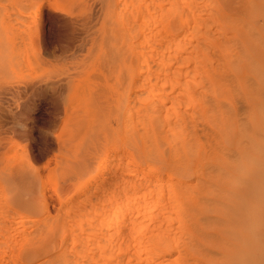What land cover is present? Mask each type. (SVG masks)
<instances>
[{
  "label": "rangeland",
  "instance_id": "1",
  "mask_svg": "<svg viewBox=\"0 0 264 264\" xmlns=\"http://www.w3.org/2000/svg\"><path fill=\"white\" fill-rule=\"evenodd\" d=\"M7 1H9V5L11 6H9L8 3H6V5L4 4V2H7ZM133 1H135L136 3L133 2L135 4H132L131 0H130V3L129 2L125 3L126 0L124 2L121 0H5L4 2L3 0L2 1L0 0L1 2L0 3V174L2 176H15L18 180L17 181L18 185L20 184V186L24 188V189H20V191H18L19 193L17 194L14 193L17 191L13 192V191L4 189L2 191V194H0L3 197L2 198L3 200L1 199V196H0V201L6 205L8 204L7 202L12 201V198H13L12 196L16 195L14 198H21L22 200H26V199L29 200V198H32L31 202H33L34 200L38 202L37 207H36L37 210L35 209L34 211H32L29 209V206L27 205L25 210L15 212V214L18 215L19 217L18 216L16 217V215L13 214L11 216H15V217H12V218H9L11 217L9 216V214L7 215V217L8 216L9 217L8 218L6 217V213L8 212V210L6 206H4V204L1 205L2 203L0 202V208L1 206L2 208H6L4 210L5 212L4 216L1 215V214H4V212L2 211L3 209H0V213H1L0 214V221H1L0 223V237H1L0 242H2L0 243V248H2V251L0 252L1 254L0 258L1 259L3 258L2 260L0 259V262H1L0 264H5V263L6 264H14V263L17 264V262L19 264H24V262L25 264H34V263L55 264L54 262H56V264H61L59 261H55V260H51L52 262L46 263L47 261H44L46 259V256L41 257V258L35 257L32 254V251H33L32 249L34 247H39V246L49 247V249H51L49 250V252L56 253L58 256H60L59 257L60 259L64 258V260H62V264H66V263L74 264L75 261L73 262V260H78L79 258L73 259V260L71 258L78 257V255L79 257H81L80 262L82 264L84 263L89 264V261L87 260V258L91 259V257H89L88 255L92 253L91 252L92 250L87 251L86 255L81 256L83 254L81 252H83V250L86 249V248L83 249L81 247H83V245L85 244H88L89 246L94 245V247H96L97 249L99 246H101L99 243H102V241L103 242L106 241L105 242L106 247H104L105 246V243H104V245L102 246L103 248H107V247L111 248L110 250L107 248V250H109V253H112L111 257H113L114 255L116 256H114V258L109 257L108 259L106 257L107 255H104V256L97 255L101 253V251L98 250L99 249L98 248L96 251L97 254L94 252L93 258L94 257L96 258V256L97 257L103 256L105 258L103 259L98 258L97 261H99V263H95V264H102L104 260L106 262L105 264L107 263L108 264H111V263L120 264V262H122V264L124 263L125 264L126 263L127 264H133V263L139 264L140 259H138V257L136 258V256L138 255V249L140 247L142 248L146 244V243L144 244V242H146L145 238L148 237L150 233L152 234L153 232H156L154 229H152V225L155 226V223L159 225L158 220H160L162 217L160 216V214H159V217H156V216L150 217L148 215V213L152 215L154 207L152 208V212L148 210V211H145L147 212V214L146 213L142 214L141 213L142 209L139 210V208L143 207L144 209V206H141L140 204L137 203V201L134 200V203L135 202L136 203L135 204L133 203V205H131L132 207L131 206L130 207L132 208V211H137V212L141 211L140 212L141 215L138 213L140 216L138 215L137 217H135L136 219L132 218L134 217L135 214L137 215V213L131 211L132 213L129 212L130 214L128 216L132 219L133 222H134L133 219H135L136 224L137 222L143 220V222L141 221L142 225H141V222L138 223V225H136L134 222L135 224L134 225L132 224L133 222L131 221V219L129 220L128 216L126 220H123V219L121 220V218H123L122 217L123 216V213H122L123 204L121 200L119 199H116L113 201L110 200L109 202L111 203H109L107 202L108 201L107 197H105V199L102 200L103 203L100 201V203L98 202L97 204L96 202L94 205L96 207L97 205L100 204L99 205L100 207L99 206L96 207L97 209L99 207L97 211H99L100 209L104 210V211H100V213L95 211L101 216H99L97 213H93L95 208L94 209L91 208L92 210H90V213L87 214L86 216L88 217V215H90L92 211L93 215L92 214L91 215L93 216V218H96L93 222L97 221V225L96 224L94 225L93 222H89L90 224H87L88 219L93 220L92 217L91 218L88 217V219L85 218L87 221L86 223L82 224V226L84 227V229L82 230H84L85 232L86 230L85 227L86 228L88 227L87 231H90V233L86 232L87 233L86 234L82 232L81 230V233L77 232L78 233V236H77L76 231L71 232V233H76V237H75L70 232H68L69 226H65L63 224V222L66 223L67 225L70 224V222H68L70 220H67V219H69L68 216L70 217V214L72 212H73L72 214H75V213L79 214L81 210L83 209L82 207H85L83 209L84 211L86 209L89 210L90 207L88 206V203L86 204V202H84V204L83 203L81 204L80 196L78 195H80L82 186L84 182L88 179V177L95 174V171H96L95 168H96L98 161L101 158H103L107 154V152L108 153L112 151L118 152L121 155V157H124L123 160L120 159L122 163H125L126 161H129V160L133 161V153L132 154H129V153L133 152L132 150H134V148L136 150L137 147H140L139 138L136 137L138 139L137 140L134 136V130L137 128L134 117H136L135 113L137 112L136 109L139 105L138 102L142 101V104L144 105L146 101L147 103H150L151 101L154 102L156 98V100H158L159 103H165V102H162L160 99L162 97V100H163L164 93H162L163 95H161V93L160 95L158 94H159V91L161 92L163 89H165L166 91L169 90V88L166 86L167 85L166 82L168 83L167 79L169 78V74H170L169 68L171 67L170 65L172 64L168 59V54H170L172 49L169 50V48L168 47L166 48L165 47L166 45L163 43L167 42L168 41L167 39H169L168 37H170L171 34H175L176 32H178V30L181 33L183 26L182 24L177 23L175 20H172L171 13H168L171 11L170 9L171 3L169 2L171 0H133ZM227 1L228 2L225 3L226 1L220 2L219 0L220 3L226 4L225 5L226 8L225 6L221 7V9L219 8L220 10L215 8L217 7L215 6V4L220 5V3H217V2L214 4L213 7L217 9V10L214 9L215 11L217 12L221 11L220 14L222 17L227 16L228 19L230 18L229 20L232 21L230 26L232 28L230 29V26L229 27L227 26L229 24L227 23H226L227 25L224 24L225 22H227L226 21L227 19L225 20L224 23H221L223 18L220 21V23L218 22L219 25L222 24L221 27H219V25H217V27L219 29H222V26L224 27L227 26L228 28L226 27V30H228L229 32V29H230V32H229L230 35H231V31L234 32L232 33L234 34L232 35L233 39L237 40L236 42L238 44L240 43V45L242 43L241 45L242 48L245 49L246 47V49H249L248 47L251 48L252 42L249 41V39H245L247 38L246 36L247 25H246V29L245 28L243 29V27H241L240 24L242 23L244 24V22H241V21H245L247 24L248 23L251 24L254 30H258V31H260L262 26H264V20L261 19L262 17L260 15L252 16L251 12H249L247 9L248 8L247 6L251 4L250 1L255 2V0H250V1L249 0H246V1L245 0H242V1L231 0L230 2L229 0ZM121 2H123L124 4H127L128 6L126 7V5H121L122 4ZM241 2L242 3L245 2L243 6H241V8L244 7L245 9L244 10L242 8L243 9L242 12H244L243 15L241 14L242 13L240 11L241 9L239 10L240 5L242 4ZM220 6H223V5L221 4ZM223 8L225 10L224 12H223ZM118 9L121 10V14L117 12L119 11ZM182 10H183V7H182ZM182 10L181 8L179 9L178 7L179 12L186 11V10H183V11ZM206 11L208 10L206 9ZM206 11L204 12L206 13ZM227 11L228 13H226ZM234 11H237L238 13ZM204 12L202 11V13ZM244 14L246 15V17ZM234 18L236 19L234 20ZM237 18L240 20V23ZM257 18L259 22H256ZM259 18L262 21H260ZM248 19L250 20L256 19V20L255 21L253 20L254 22L253 23V22H250ZM230 21H228V23H230ZM209 23L210 22L207 21V25H210ZM218 23L217 21H215V25ZM183 25H185V23H183ZM212 25H210L211 28L214 26ZM207 27L210 28L209 26ZM217 27H213L212 28L213 31H215L216 29L214 28H217ZM211 28H210V32L212 31ZM167 30H169V34ZM188 30L189 31L187 32H190L191 29L189 28ZM226 30L224 31V29H222V31L224 32H226ZM222 31L220 30L219 32L222 33ZM219 32L217 33L213 32L212 34L215 37L216 35L220 37L221 35H219ZM244 33L246 37L244 36ZM142 34L143 35L145 34L144 37L147 35L148 36L150 35L149 39H146L145 37L146 39L145 40ZM166 35L168 36L165 37ZM213 35H212V39H213ZM226 35L228 34L224 33L222 36L227 37ZM192 37H190V39L194 41ZM165 38L167 41H165ZM192 40L191 41L188 40V41L190 43H193ZM216 40H218V38ZM216 40L214 43L217 45L218 42H216ZM220 40L221 39L219 38L218 41ZM207 41L208 40H206V42ZM246 41L251 42V43L248 44ZM189 42H188V45H186L187 47L186 50H189L191 47ZM209 42H211V40L208 41L207 43ZM212 44H213V41H212ZM208 45H209L208 50L209 51L211 50L212 52L213 49L211 47L213 45L211 47H210L211 43H209ZM213 47L216 48L215 46ZM165 49H168V51H166ZM158 51L163 52V53H160ZM211 52L210 54H212ZM263 54L264 53H262V55ZM253 55L256 56L255 58H257V56L259 55L260 57L262 56L261 53H256V52H254ZM18 56L20 57L18 58ZM23 57L25 58L28 57L29 59L26 58V60L22 62ZM162 58L163 60H161ZM140 62H143V64L145 63L146 68L144 70V73L140 72L139 67L141 65L138 64ZM27 66L29 67L30 71L27 70L28 69L26 68ZM38 70L40 71L36 72ZM127 70L131 72L133 77L136 79L137 83L140 82L138 85L136 84L137 86H139L141 82H143L141 85L142 89L139 90L141 95L139 94V92L137 95V90L140 88L138 87V89L136 88L137 90L134 89L135 90L134 96H138V97L142 96V98H146L147 96L145 94V91H146V93L149 92L148 98L149 96L150 98L149 99L147 98L148 100L147 99L139 100L140 98L132 99V101L129 102L130 112L125 115L123 111H124V105L126 102L121 104L117 110L110 111L109 105L112 103V100L116 101L117 98L124 97L126 95L127 93L126 91L125 92L123 91L121 94H118L115 88L117 85V81L119 79H122V77L126 75V73L128 72ZM33 72H36V73H33ZM234 73H237V71H234ZM156 84L160 86H157ZM155 85L158 89L155 87ZM132 86L133 85H131V87ZM144 87L146 90L143 89ZM161 87L163 89H160ZM152 89H155V90L157 89L158 91L156 90V92L155 91L152 92L153 91ZM143 90L145 91L142 92ZM215 92L212 93L211 98L213 99L214 104L216 103L215 104L216 109H217L216 119L218 122L216 121V119L214 120V122L216 121L217 125L216 123L213 122V120L212 121L210 120V121L214 123L213 126L215 125V127L218 130L214 129L215 127L212 128L210 126L212 123L210 122L209 124L207 119L202 120L205 123L204 122L202 123V121H200L198 122V124L196 122L198 121V119L197 120L194 119V120L197 126L201 125L200 128H203V130H204V127H202V125H205L206 128H208V130L212 132V133L210 132L211 135L214 134L215 138L213 139L218 138L216 139L217 143L213 139L212 141L214 142V144L212 143V141L210 140L211 139L210 138L211 136L209 135L210 133H208L207 134L208 136H207L205 131L208 132V130H206L205 128V131L202 132V133H205L206 136L202 135L205 138H203L202 140L195 139L194 140L195 150L194 149L192 150L191 152L192 154L190 153L188 154L190 159L189 157L187 158H188V161L191 160L189 162L190 164H188V162L186 161L187 164L185 165V167L181 168L179 171H172L171 168L169 169L168 166H166V161H168V159L170 160V158H168L169 156H167V154H163L162 151H160L162 150V148L160 147L161 148V149L159 148L160 154L155 153V156L156 158L158 157V159L159 158L161 159V160L159 159L160 162H164L163 165H161L162 163L155 161L157 163L154 162V164L152 165V170L148 171L146 174V177L150 179V181H152L153 179L152 182H155L156 180H157L156 182H159V180L161 182L163 180L172 181V186H171L172 188L170 187L171 192L168 193V191H170V188H167L165 185L163 188L164 189L166 188L169 190L168 191L164 190V192L162 191V194H161V196L163 195L162 197L160 196L161 192L159 193L157 192V193H154V195H151L152 197L155 198V200L149 195L151 197L150 198L148 196L150 200L156 201L158 200L156 198H160V197L163 198L164 196H166L165 198L161 199L165 201L167 198L166 194L169 195L171 193V195H173L174 198L178 200L177 202L182 205L181 209L184 212V214H187L189 218L191 217V219H189L188 222L183 221V227H184L183 231L186 230L187 233L183 231L180 233L182 236L187 235L188 238L186 236L183 238L182 236H179L178 234L179 232L177 234L175 232L176 238L175 237L174 238L175 240H177V242H174V243L176 247L173 246L174 243L172 244L173 240H171L172 241L171 244L166 249L165 258L167 259L170 258L168 261V262L171 261L170 264H175V263L176 264H182V263L183 264H192V263L193 264L195 263L196 264H264V120H263L264 118L261 119L262 115L259 113H256L257 104H258L256 98L251 97V96L248 97L246 95L247 90L244 89L243 91L245 95L244 100H245V105L249 109L250 116L249 115L248 116L250 120L248 123L249 135L247 138L242 140L244 144L246 141H248L249 143L244 145L245 149L242 146L243 148L242 152H243V155L249 156L247 157V161L249 159V161L251 162L246 161L242 168L243 173H240V174L234 173L232 177L233 179H231L230 182L225 181V179L221 180V178L220 179L217 178V173H220V172L219 170H217L218 172L215 173L213 168L215 167L220 168L221 173L224 171H227V169L230 170V168L228 167H230L229 165L231 164L229 162V159L226 156L229 154V151L230 152L232 151L233 140L235 139V137L237 139V137L239 136L238 134L239 127L237 126L236 123L234 124L235 119H228L227 116L223 114L225 107L233 108L234 106V108H236L237 101H235L232 97V90L230 88H227V87L225 88L224 86H222L216 89ZM245 97L246 98L248 97V99H250L251 102H249L250 100L247 101ZM251 98H254L255 100ZM165 99L164 101H166ZM143 101L145 102L143 103ZM196 103H198V107L199 105L202 106L201 104L202 102H196ZM247 103L250 105H248ZM252 103L253 105L254 104L255 105L254 106L251 105ZM218 104H220L219 105L220 109H219ZM221 104L224 105V109L222 113L220 112ZM166 106H168V103H166ZM183 107L181 106V109H184ZM253 108L255 109L256 112H254ZM162 111L164 110L162 109ZM255 113L258 114V116L260 117L259 120L261 124L257 120L258 116L256 117L257 119L255 118V115H254ZM171 120L173 123L174 118L172 117ZM189 121H192V119L189 118ZM194 123L192 122V124ZM101 124H102V127H100ZM188 125L190 127L194 126V129L195 127H197L195 126V124L192 126L190 124ZM200 128L198 126L197 130L199 131ZM234 134L235 136L233 138L232 135ZM128 137H130V140L128 139ZM208 137L210 141L207 140ZM203 140H207L210 143L209 145L212 148H210L211 151L209 152H212L211 154H209L208 151L203 150V149L207 150L206 146H208V145H204L205 148L203 147V144L205 143L208 144V142H205ZM161 144H163L164 148H167V143L164 139L161 141ZM217 144L222 145L223 147H226L227 152L224 153L226 154V156L224 155L225 157L222 156V152H219V153L213 152L214 151L213 146L215 147ZM254 145H256L257 147ZM129 146H133V147H130L131 149L132 148L133 149L131 150ZM201 150L203 151V155H202ZM246 150H247V153H250V155L245 154ZM161 155L163 156V158H161L162 157ZM214 156H216V158H214ZM199 157L200 158L204 157L203 159L201 158L202 162L204 161V163H200L199 164L200 166L197 168L198 170L200 167H202L201 168V170H203L202 173H200L201 170L200 171L198 170V172L200 173L202 177L200 175H196L197 172H195V168H194L196 165H198L197 162H199L200 160ZM126 158H128V160L124 161ZM211 158L214 159L215 161L212 160L211 162L210 161ZM205 160H208V161L205 162ZM209 161L211 162L210 163L211 165L215 166V167L212 166L213 172L211 169H209L210 171L208 170V173L210 174L206 173V171L204 172V170L206 169L204 168V166L206 164H209ZM117 165L118 164H116V166ZM165 167H167V169ZM186 168L188 169V171ZM247 170L248 172H246ZM192 171H194L195 173H192ZM249 174H250V177H249ZM210 175H212L213 177ZM198 176H200V178H198V181H200L199 183L200 185L199 184L197 185L198 181L196 177ZM248 177H249V180L247 179ZM175 178L177 179L180 178V180H176ZM223 181H225V183ZM246 181L249 184L242 183ZM175 182H177V184ZM194 182L196 183L197 187L200 186L197 189L198 190L197 194H199L198 196H196L197 187L195 186L196 188L194 189L193 184H192ZM28 183H31L34 186V189H33L34 192L32 195L28 194V189H27ZM215 183L217 184V186H215ZM229 183L234 186L229 185ZM183 184L184 185L186 184L185 187H187V189L189 188V186L192 187L194 192H191L192 194H190L191 188L188 189L190 190L189 192L187 191V189H186L187 192H185V189L183 188L184 186H182ZM222 184L224 185V187H221L223 186ZM226 184L228 185L229 189H231L232 192L227 187L225 188V186H227ZM218 185L220 187H218ZM247 185L248 187H246ZM117 186L118 188H120L119 187L120 184ZM117 186H115V188ZM211 186L212 187L214 186L213 189L211 188ZM242 186H244L243 187L244 189H242ZM231 187L235 189L232 190ZM115 188L113 187V190H115ZM224 189L226 191H224ZM237 189L240 191L243 190V192L240 193V191H236ZM113 190L110 191L109 189V193L114 192ZM204 191L206 192V194ZM233 193L238 194V195H234ZM155 194H158V196L156 195L155 197ZM195 196L196 198H198L197 200L195 199ZM76 197L79 199H77ZM141 198L142 197H140V199ZM201 198L206 200L210 206L208 205L207 202L202 201ZM207 198L209 199V201ZM71 199L77 200V203H78L77 204L75 202L73 204L74 206L73 209H76L78 205H81V207L79 206L77 208L79 209V211L77 210L74 211L73 209L69 207L70 206L69 203ZM104 200L107 203L104 202ZM117 200L119 201L117 202ZM147 200L148 199L146 198V201ZM223 201H225L224 202L225 205L226 204L228 205V209H232L235 211L233 213L227 211L224 208L225 206L224 207L221 206V205H224ZM65 203L67 205H65ZM231 203L233 204L231 205ZM115 204H118V206ZM136 204L139 207L134 206ZM211 204H213V206ZM62 205L64 207H62ZM229 206H232V207L230 208ZM104 207L106 209L109 208V210L105 211ZM135 207L137 208V210H134L136 209ZM221 207L223 208L222 211H221ZM235 207L237 208L235 209ZM63 208H66L67 210ZM67 211L69 212L72 211V212L69 214ZM129 211H130V208H129ZM63 212L68 213V215L65 213H64L65 216L62 215ZM190 213H191V216H189ZM22 214L25 217H23ZM80 214L83 215L85 213L83 212ZM147 215L150 217L151 221L152 219L157 220V221H153V222L148 221L150 219H146V217H148ZM57 216H59L57 218L58 220L56 219ZM84 216H80V217L83 218ZM141 216L143 217L141 218ZM5 217L8 220H11L10 221V224L12 223L11 225L6 224L8 220ZM64 217H67V218L64 219ZM22 218L24 220H22ZM110 218H112V222L115 221V223L114 222L111 223ZM118 218H119V221H118ZM172 218H173L172 219L173 228H175V225H177L178 220L176 219L175 214H172ZM174 218L176 219L175 221H174ZM209 218H211L212 220ZM4 219L7 221H4ZM45 219L47 222L45 221ZM107 219H109L107 221V225L108 226L110 225V226L107 227L106 225L107 229H104L105 225L103 227L102 224H105V221ZM30 220H34V221L38 220L37 222H35L36 224L32 223V225L34 224L37 226L35 227V228H38L37 232H35L36 229H33L34 226L30 228V224H29V222L31 223ZM101 220L104 223H101L100 222ZM161 220H160L161 225L162 223L164 225L166 224L168 225L169 223L168 220L167 221L164 220V222L166 223L162 222L163 220L162 221ZM127 221L128 223L131 221V223L128 224L126 223ZM146 221L150 225L149 224L146 225ZM81 222L83 221L81 220ZM92 223L95 226L94 230L95 232H97L96 234L92 232L93 231V227L91 229ZM123 223H125L126 225L128 224V226H126ZM27 224L29 226H27ZM38 224L40 225V227L38 226ZM114 224H116V226H118L119 228H117ZM121 225L124 228L126 226L125 228L126 231L123 230V227L122 228L120 227ZM193 225H195V227H193ZM41 226H44V227H41ZM97 226H99V229ZM101 226H102V230L100 229ZM144 226L147 227V229ZM132 227H133V230L136 229L138 233H136L135 230L133 231ZM191 227L193 228V230H191ZM28 228L33 229V230L32 231L27 230ZM23 229L24 230L26 229L25 231L29 233L33 232L31 234H35L34 238L30 236L33 242L28 237L29 233L27 235L23 233L24 232ZM139 229L140 231H138ZM38 230H40L41 232ZM188 231L192 233L195 231L196 232L192 234ZM91 232L93 234H91ZM147 232H150V233L147 234ZM22 233L24 236H26L27 239L23 238L24 236L22 235ZM64 233L68 235H65ZM200 233H204L206 236ZM131 234L133 237L131 236ZM79 236H81L82 238L84 237L85 238L84 240H86L87 242H85L84 240H81L82 239L81 237L78 240ZM72 237H75L76 239V240L73 239L74 241L72 240V242L77 243V245L72 244L73 246H71L70 240L72 239ZM86 237L88 238V240L86 239ZM106 237H107V240H106ZM181 237L183 239V241L181 240L182 244L185 243V245L183 244L184 246L183 245L181 246L180 244L181 241L180 242L178 241L179 240L178 238H181ZM126 238H128L129 240ZM141 238L143 239L141 240ZM22 239L24 240V242H21ZM186 239H188L187 240L188 243H186L187 242ZM38 241H42L43 244L40 242L38 243ZM79 241L81 243L84 242V244L82 243L83 244L82 245L81 243H79ZM15 242H16V245H15ZM95 242L98 245H96ZM178 243L180 246L178 245ZM6 245H9L8 247L11 246L10 247L11 249L13 246L16 247V248L13 247L14 249L13 251L15 253H12L13 251L7 252L9 248L5 252V250L3 249H6L4 248V247H7ZM186 245H190L188 246L189 247L188 249L190 252H187L188 249H186L187 247ZM75 246L82 249V251H80L79 248L75 249L76 252L77 250H79L81 254H79V252H77V255L74 254L76 253V252H73V249ZM131 246L133 247V249ZM70 247L71 248L73 247V249H71L73 253L70 250L69 254H71V256L68 255L70 257H67L69 250L67 249V254L64 251H66L65 250L66 248H70ZM86 247L87 249H89L88 246ZM120 247L123 251H120L121 250ZM183 247L185 248V250ZM191 247L194 249V251L193 249H191ZM96 249H94L93 251H95ZM182 249H183L182 252H187V253H182V254L184 255L186 254L190 258L185 257V256L181 257L180 252ZM105 250H104V254H109L107 250L106 251ZM60 251L61 253H65V254L63 255L61 253H58ZM89 252L90 254H88ZM10 253L12 256L10 255ZM85 253L86 252H84V254ZM134 253L136 256H134ZM143 253L144 252H142V254ZM177 254L179 255L180 260L176 259L178 258ZM145 255L146 254L144 253L143 256L145 257ZM6 257L8 258V260H11V261L7 263L8 260H5L7 259ZM10 257H13V258H10ZM69 258L72 263L67 262ZM126 258L129 259L128 262H126L127 261ZM134 258H135V261H134ZM146 258L150 259L149 257H146ZM99 259H101L102 262H100ZM148 259L146 260V262L144 260H141L142 263L140 264H147V262L148 264L156 263V261L152 260L153 262H150L151 260L149 261ZM42 260L44 262H42ZM106 260H108L109 262H107ZM189 260L193 262L191 263ZM180 261L182 262L179 263ZM81 263L78 262L77 264H81Z\"/></svg>",
  "mask_w": 264,
  "mask_h": 264
},
{
  "label": "bare ground",
  "instance_id": "2",
  "mask_svg": "<svg viewBox=\"0 0 264 264\" xmlns=\"http://www.w3.org/2000/svg\"><path fill=\"white\" fill-rule=\"evenodd\" d=\"M2 1V0H1ZM5 0H3V2H4ZM121 1H125V0H121ZM132 1V4H135L136 2L135 1H133V0H131ZM223 2H225V3H227L228 1L227 0H222ZM221 0H220V2H222ZM231 0H229V2H230ZM240 1H242V0H240ZM246 1V0H245ZM250 1V0H249ZM14 2V1H13ZM63 2V1H62ZM120 2V1H119ZM123 2H121L122 4L121 5H126V7L128 6L127 4H124ZM130 3V0H126V2L125 3ZM133 2H135V3H133ZM166 2V1H165ZM170 3H171V6H170V9H171V11L170 12H168V13H171V18H172V20H175L177 23H180V24H182V26H183V28H182V31H181V33L179 32V30H178V32H176L175 34H171V36L170 37H168L169 39H167L166 40V38H165V41H167V42H165V43H163V44H165L164 46L167 48H169V50L170 49H172V51L170 52V54H168V59H169V61L171 62V64L172 65H170L171 67L169 68V78L167 79V81H168V83L166 82V86L169 88V90H165V89H163L162 87L160 88V89H163L161 92L159 91V94L158 95H160V93H161V95H163L162 93H164V97H163V100H162V97L160 98L161 99V101L162 102H165V103H159V101L158 100H156V98H155V100H154V102H152L151 101V99H150V103H147V101H146V103H144L145 101H143V103H144V105L142 104V101L141 102H138L139 103V105H138V107H137V112L135 113L136 114V117H134L135 118V123H136V125H137V128L134 130V136H135V138L137 137V138H139V141H140V143H139V146L140 147H137L136 148V150H135V148H134V150H132L130 147H133V146H129V148L133 151V152H128L129 154H132L133 153V161H126V160H128V158H126L124 161H126L125 163H122V161L120 160V159H122L123 160V158L124 157H121V155L118 153V152H116V151H112V152H110V153H108L107 152V154L103 157V158H101L99 161H98V163H97V165H96V171H95V174L94 175H92V176H90V177H88V179L84 182V184H83V186H82V189H81V193H80V195H78V196H80V200H78V201H80V203L82 204H84V202H86V204L88 203V206L90 207L89 208V210L88 209H86L87 211H89V212H87L86 210L84 211L83 209L85 208V207H82L83 209V211L81 210V212L80 213H85V214H80L79 212V214H76V216H75V214H72L73 212L72 211H67L69 214H70V217L68 216V218L69 219H67V220H70V221H68V222H70V224L69 225H67L66 223H64L63 222V224L65 225V226H69L68 228V232H75L76 231V233L78 232V233H81V230L82 229H84V227L82 226V224L83 223H86V219H88V217H92L93 218V214H92V211H91V216L90 215H88V217H86L87 216V214H89L90 213V210H92V209H94V212L93 213H100V211H104V210H99V211H97L98 209H99V205H97V206H99L98 207V209L94 206L95 205V203L97 202V204H98V202L100 203V201L102 202V200L103 199H105V197H107V202H109L110 200H116V199H119V200H121V202H122V204H123V206H122V208L124 209H122V213H123V218H121V220L123 219V220H126L127 219V216L130 214L129 212H131L132 211V206L131 205H133V203H134V200L135 201H137V203L138 204H140L141 206H144V209H143V207L142 208H139V210H141L142 209V212L141 211H132V212H136L137 213V215L135 214L134 215V217H132V218H135V217H137L139 214L141 215V213L143 214V213H146L147 214V212H145V211H148V210H150V212H152V208L154 209L153 210V213H152V215L150 214V213H148V215L150 216V217H153V216H156V217H159V214H160V216L162 217H160L161 219V221L162 222H164V220H168L169 221V223H168V225L166 224V225H164L163 223H162V225H161V223H160V220H158V223H159V225H157L156 223H155V226L154 225H152V229H154L156 232H153L152 234L150 233V232H147V234L148 233H150L149 235H148V237H146L145 239H146V242H144V246L141 248H139L138 249V255L136 256L135 255V253H134V256H136V258L138 257V259H140V263H142L141 262V260H144L145 262H146V260L148 259V258H146V257H149L150 259H148L150 262H153L152 260H154V261H156V263H154V264H170V262H168L169 261V259H167V258H165V254H166V249H167V247L171 244V240H173V242H172V244L174 243V242H177V240H175V235L178 233L179 234V236H182L180 233L183 231V229H184V227H183V221L184 222H188L189 221V219H191V217L189 218L188 216H187V214H184V212L182 211V209H181V204H179L177 201V199H175L174 198V196L173 195H171V193L168 195V194H166L167 195V198H166V200L165 201H163V200H161V199H163V198H165L166 196H164L163 198H161L162 196H161V194H162V191L164 192V190H166V191H168L169 189H164L163 187L166 185V187L167 188H170L171 186H172V181H170V180H167V181H160L159 180V182H152L153 181V179H152V181H150V179H148L147 177H146V174H147V172L148 171H150V170H152V165L154 164V162L155 161H158V162H160L159 161V159H158V157L156 158V156H155V153L157 154V153H159V148L161 147L162 148V150H160V151H162V153L163 154H167V156H169L168 158H170V160L168 159V161H166V166H168V168L170 169H172V171H179L181 168H184L185 167V165L187 164V162H188V164H190L189 162L191 161H188V158L187 157H189V153L190 154H192L191 152H192V150L194 149V147H195V144H194V140L195 139H198V140H202L203 138H205V137H203V136H206L208 133H210L211 131L210 130H208V128H206V126L205 125H202V127H204V130H203V128H200V126L201 125H198L199 126V128H200V130L198 131L197 130V128H198V126H197V124H198V122H200V121H202V120H206L207 119V121H208V123L210 124V122L213 120V122H214V120L216 119V114H217V109H216V106H215V104H214V102H213V99L211 98V95H212V93H214L215 92V90L216 89H218V88H220V87H222V86H224L225 88L227 87V88H230L231 90H232V97H233V99L235 100V101H237L236 102V108H234V106H233V108H226L225 107V109H224V105L223 104H221V113H222V111H223V109H224V112H223V114H225L226 116H227V118L228 119H235L234 120V124L236 123L237 124V126L239 127V136L237 137V139H236V137H235V139L233 140V142H232V151L230 152L229 151V154L226 156V154H224V153H226L227 152V149H226V147H223L222 145H219V144H217L215 147L213 146V152H222V156H226L228 159H229V162H230V164L231 165H229L230 167H228V168H230V170H228L227 168V171H224V172H222L221 173V169L220 168H216L214 165H211L210 163L212 162V160H214V159H212L211 158V162L209 161V164H206L205 166H204V168H206L205 170H204V172L206 171V173H208V170L209 169H211L212 170V172H213V169H214V172L215 173H217L218 171L217 170H219V172L220 173H217V178H221V180H223V179H225V181H228V182H230L231 181V179H233L232 177H233V175H234V173H236V174H240V173H243V170H242V168H243V166H244V164H245V162L247 161V157H249L248 155L246 156V155H243V152H242V150H243V148H242V146L244 147V145L245 144H247V143H249L248 141H246L245 142V144L242 142V140H244L245 138H247L248 137V135H249V127H248V123H249V109H248V107L245 105V100H244V89H246L247 90V93H246V95L248 96V97H254V98H256V100H257V112L255 111V109L253 108V110H254V112H256V113H259V114H261L262 115V118L261 119H263L264 118V54L262 55V53H264V26H262L261 27V29H260V31H258V30H254V28H253V26L251 25V24H247L245 21H241V22H244V24L242 23V24H240L241 25V27H243V29L245 28L246 29V25H247V30H246V36H247V38H245V39H249V41H251L252 42V45H251V48L250 47H248L249 49H246V47H245V49L244 48H242V43H241V45H240V43L238 44L236 41L237 40H234L233 39V37H232V35H234V34H232V33H234L233 31H231V35H230V29L232 28L230 25H231V23H232V21H230L228 18H227V16H225V15H223V16H225V17H222L221 16V14H220V12L221 11H215V10H217V9H221V7H224L226 4H223V3H220L219 2V0H171V1H169ZM220 3V5L222 4L223 6H220V5H218V4H215V3ZM248 2V1H247ZM253 1H250V3L251 4H249L247 7V9H248V11L249 12H251V14H252V16H254V15H260L262 18V20H264V0H255V2H253ZM1 3V2H0ZM6 3H8V5H9V1H7V2H4V4L6 5ZM160 3V2H159ZM242 3V2H241ZM240 3V4H241ZM245 3V2H244ZM244 3H242L241 5H240V8H239V10L242 12V10L244 9V7H242L241 8V6H243V4ZM3 4V5H4ZM169 4V3H168ZM214 4H215V6H217V7H215V8H217V9H215L213 6H214ZM18 5V4H17ZM120 5V6H121ZM140 5V4H139ZM158 5V4H157ZM230 5V4H229ZM9 6H11V5H9ZM13 6V5H12ZM153 6V5H152ZM220 6V7H219ZM122 7H124V6H122ZM122 7H121V9H122ZM133 7V6H132ZM144 7V6H143ZM151 7V6H150ZM169 7V6H168ZM178 7H179V9L181 8V10H182V7H183V10H186L185 12H179L178 11ZM246 7V6H245ZM141 8V7H140ZM153 8V7H152ZM225 8H226V6H225ZM238 8V7H237ZM5 9V8H4ZM144 9V8H143ZM206 9L208 10V11H206ZM215 9V10H214ZM219 9V10H220ZM229 9V8H228ZM228 9H226V10H228ZM235 9V8H234ZM233 9V10H234ZM119 10V9H118ZM182 10V11H183ZM230 10V9H229ZM232 10V9H231ZM238 10V9H237ZM245 10V9H244ZM22 11V10H21ZM123 11H124V9H123ZM123 11H122V13H123ZM129 11V10H128ZM142 11V10H141ZM202 11L204 12V11H206V13H205V15H204V13H202ZM215 11V12H214ZM225 10H224V8H223V12H224ZM17 12V11H16ZM15 12V13H16ZM117 12H119V14H121V10H119V11H117ZM234 12H237V11H234ZM240 12V13H241ZM8 13H10V12H8ZM129 13V12H128ZM183 13V14H182ZM226 13H228V11L226 12ZM238 13V12H237ZM243 13L244 12H242L241 14L243 15ZM18 14V13H17ZM245 15V14H244ZM8 16V15H7ZM118 16H120V15H118ZM153 16H154V14H153ZM152 16V17H153ZM167 16V15H166ZM205 16V17H204ZM251 16V17H252ZM124 17V16H123ZM130 17V16H129ZM128 17V18H129ZM234 17V16H233ZM232 17V18H233ZM245 17H246V15H245ZM244 17V18H245ZM17 18V17H16ZM118 18V17H117ZM148 18H150V17H148ZM222 18H223V20H222ZM225 18V19H224ZM14 19V18H13ZM18 19V18H17ZM163 19V18H162ZM227 19V20H226ZM236 18H234V20H235ZM238 19V18H237ZM246 19V18H245ZM260 19V18H259ZM260 19V21H262ZM19 20V19H18ZM22 20V19H21ZM128 20V19H127ZM222 20V22L221 23H224L225 22V20L227 21V22H225L224 24L225 25H227V24H229V25H227L228 27L230 26V29H229V32H228V30H226V27L227 26H222V29H224V31L226 30V32H224V31H222V29H219L218 27H217V25H219V23H220V21ZM242 20V19H241ZM250 22H253V20L255 21L256 19H248ZM20 21V20H19ZM30 21V20H29ZM141 21V20H140ZM151 21V20H150ZM207 21H209L210 23V25H212L213 27H217V28H214V29H216L215 31H213V27L211 28V26L210 25H207ZM215 21H217V23L218 24H216L215 25ZM228 21H230V23H228ZM237 21V20H236ZM238 21H239V23H240V20L238 19ZM152 22V21H151ZM185 23V25H183V23ZM211 22H212V24H211ZM256 22H259L258 21V18H257V20H256ZM256 22H255V24H256ZM10 23H12V22H10ZM160 23V22H159ZM188 23V24H187ZM189 23H190V25H189ZM227 23V24H226ZM254 23V22H253ZM205 24V25H204ZM236 24V23H235ZM34 25V24H33ZM145 25H146V23H145ZM222 25V24H221ZM221 25H219V27H221ZM234 25V24H233ZM207 26H209L211 29H212V31L214 32V33H217V32H219L220 30L222 31V33L221 32H219V35H221L220 37H218L217 35H216V37L210 32V28H208ZM251 26H252V28H251ZM227 27V28H228ZM177 28V27H176ZM191 29L190 30V32H187V31H189L188 29ZM166 29H168V28H166ZM125 30V29H124ZM177 30V29H176ZM235 30V29H234ZM142 31H143V29H142ZM168 31V34H169V30H167ZM217 31V32H216ZM245 31V30H244ZM160 32V31H159ZM127 33V32H126ZM228 34V35H226L227 37H225V36H222L223 34ZM117 34V33H116ZM131 34V33H130ZM129 34V35H130ZM152 34V33H151ZM145 35V34H144ZM144 35L142 34V36H143V38L145 39V37H146V39H149V36L147 35V36H145L144 37ZM156 35V34H155ZM212 35H213V39H212ZM230 35V36H229ZM162 36V35H161ZM168 35H166L165 37H167ZM193 36V37H192ZM244 36H245V33H244ZM243 36V37H244ZM245 36V37H246ZM125 37V36H124ZM153 37V36H152ZM190 37H192L193 39H194V41L192 40V39H190ZM238 37V36H237ZM17 38V37H16ZM142 38V39H143ZM164 38V37H163ZM215 38V39H214ZM218 38V40H219V38L221 39L220 41H218V40H216ZM235 38V37H234ZM145 39V40H146ZM191 41L192 40V42L193 43H190L189 41ZM162 40V39H161ZM206 40H208V41H210L211 40V42H209V43H211V45H210V47L213 45V46H215L216 48H214L213 46L211 47L213 50H212V52H211V50L209 51L208 49H209V43H207L206 42ZM215 40H216V42H218V44L216 45L214 42H215ZM212 41H213V44H212ZM245 41V40H244ZM146 42V41H145ZM152 42V41H151ZM188 42L190 43V45H191V47H190V49L189 50H186L187 49V47H186V45H188ZM243 42V41H242ZM248 44L249 43H251V42H248V41H246ZM131 43V42H130ZM244 43V42H243ZM246 44V43H245ZM133 45V44H132ZM137 45V44H136ZM10 47V46H9ZM134 48V47H133ZM135 48H137V47H135ZM152 48H153V46H152ZM162 48V47H161ZM145 49V48H144ZM138 50V49H137ZM166 51H168V49H165ZM186 50V51H185ZM209 51V52H208ZM158 52H160V51H158ZM210 52L212 53V54H210ZM214 52V53H213ZM254 52H256V53H261V57H260V55L259 56H257V58H255L256 56L255 55H253V53ZM144 53H145V51H144ZM160 53H163V52H160ZM159 53V54H160ZM240 53V54H239ZM251 53H252V55H251ZM26 54V53H25ZM31 56V55H30ZM164 56V55H163ZM167 56V55H166ZM208 56H210V57H208ZM4 57V56H3ZM15 57H16V55H15ZM20 56H18V58H19ZM144 57V56H143ZM153 57V56H152ZM161 57H162V55H161ZM259 57V58H258ZM26 58H28V57H26ZM26 58L25 57H23V61L22 62H24L25 60H26ZM140 58V57H139ZM29 59V58H28ZM139 60V59H138ZM161 60H163V58L161 59ZM161 60H160V62H161ZM7 61V60H6ZM149 61V60H148ZM17 62V61H16ZM109 62V61H108ZM107 62V63H108ZM144 62V61H143ZM143 62H140V63H138V64H140L139 66V68H140V72L142 73H144V70H145V63L143 64ZM163 62V61H162ZM169 62V63H170ZM8 63V62H7ZM13 63V62H12ZM151 63V62H150ZM164 63V62H163ZM27 64V63H26ZM163 65V64H162ZM161 65V66H162ZM13 66V65H12ZM16 66V65H15ZM34 66V65H33ZM154 66V65H153ZM164 66V65H163ZM167 66V65H166ZM15 68V67H14ZM20 68V67H19ZM26 68H28L27 70H29L30 71V69H29V67L27 66ZM36 68V67H35ZM110 68V67H109ZM156 68V67H155ZM22 69H23V67H22ZM151 69V68H150ZM19 71V70H18ZM23 71V70H22ZM32 71V70H31ZM34 71V70H33ZM40 70H38V71H36V72H39ZM128 71V70H127ZM165 71V70H164ZM234 71H237V73H234ZM36 72H33V73H36ZM26 73V72H25ZM24 74V73H23ZM137 74H138V72H137ZM34 75V74H33ZM140 76V75H139ZM142 76V75H141ZM143 77V76H142ZM149 77V76H148ZM168 77V76H167ZM26 78H27V76H26ZM142 79V78H141ZM147 79V78H146ZM145 79V80H146ZM160 80V79H159ZM141 81H143V80H141ZM149 81V80H148ZM147 81V82H148ZM139 82V81H138ZM155 82V81H154ZM140 83V82H139ZM139 83H137L136 82V79L133 77V75L131 74V72L130 71H128L127 73H126V75L125 76H123L122 77V79H119L118 81H117V85H116V91L118 92V94H121L123 91L125 92H127L126 93V95L124 96V97H119V98H117L116 99V101H113L112 100V103L109 105V110L111 111V110H117L119 107H120V105L121 104H123L124 102H126L125 103V105H124V111H123V113L126 115V114H128L129 112H130V103L129 102H131L132 101V99H136V98H140L139 100H146L147 98H148V94H149V92L148 93H146V89H145V87L143 88V89H145V90H143L142 92H144L145 91V94L147 95L146 96V98H142V96H140V97H138V96H134V92H135V90L134 89H138V87H140L138 90H137V95H138V92H139V90L140 89H142V87H141V85H142V83L143 82H141V84L139 85V86H137ZM163 83V82H162ZM161 83V84H162ZM137 84V85H136ZM150 84H152V83H150ZM131 85H133L132 87H131ZM157 85V84H156ZM156 85H155V87H156ZM137 86V87H136ZM157 86H160V85H157ZM164 86H165V84H164ZM131 87V88H130ZM157 88V87H156ZM158 89V88H157ZM156 89V90H157ZM150 90V89H149ZM153 91L152 92H156V90L155 89H152ZM158 91V90H157ZM151 92V93H152ZM173 93V94H172ZM216 93V92H215ZM136 94V93H135ZM139 94L141 95V93L139 92ZM154 94V93H153ZM157 95V94H156ZM166 95V96H165ZM180 96V97H179ZM165 97H166V99H165ZM216 97V96H215ZM219 97V96H218ZM248 97L246 98L247 99V101H249L250 99H248ZM149 98H150V96H149ZM148 98V99H149ZM183 98V99H182ZM228 98V97H227ZM226 98V99H227ZM254 98H251V99H254ZM147 99V100H148ZM159 99V98H158ZM164 99L166 100V101H164ZM180 99H182V100H180ZM221 99V98H220ZM219 99V100H220ZM232 100V99H231ZM255 100V99H254ZM134 101V100H133ZM158 101V102H157ZM181 101H183V102H181ZM216 101H217V99H216ZM223 101H225V100H223ZM179 102V103H178ZM196 102H202L201 104H202V106H200L199 105V107H198V103H196ZM219 102V101H218ZM220 102H222V101H220ZM249 102H251V100L249 101ZM99 103V102H98ZM166 103H168V106H166ZM100 104V103H99ZM142 106H141V105ZM162 104H164V105H162ZM227 104V103H226ZM233 104V103H232ZM248 104V103H247ZM220 104H218V106H219ZM248 105H250V104H248ZM251 105H253V103L251 104ZM255 105V104H254ZM253 105V106H254ZM137 106V105H136ZM181 106L184 108V109H181ZM226 106V105H225ZM228 106V105H227ZM251 107V106H250ZM249 107V108H250ZM192 108V109H191ZM162 109L164 110V111H162ZM190 111H189V110ZM219 109H220V106H219ZM252 110V111H253ZM165 112V113H164ZM253 112V113H254ZM254 114L255 115V118L258 116V114ZM131 114V113H130ZM129 114V115H130ZM249 115V116H248ZM128 116V115H127ZM145 116V117H144ZM189 116V117H188ZM224 116V115H223ZM172 117L174 118V122L172 123ZM189 118H191L192 119V121H189ZM251 118V117H250ZM197 120L198 119V121H196L197 122V124H196V122H195V120ZM257 119V118H256ZM260 117L258 116V122L260 123ZM211 120V121H210ZM264 120V119H263ZM188 121V122H187ZM216 121H217V119H216ZM214 122V123H216V125H217V122ZM252 121V120H251ZM190 122V123H189ZM192 122L195 124V126H197V127H195V129H194V126H192V125H194V124H192ZM204 121H202V123H203ZM205 123V122H204ZM212 123V122H211ZM214 123H212L210 126L212 127V128H214L215 127V125L213 126V124ZM188 124H190L192 127H190ZM261 124V123H260ZM262 126V125H261ZM100 127H102V124L100 125ZM193 128V129H192ZM205 128H206V130H208V132H206L205 131ZM214 129H216V130H218L216 127L214 128ZM97 131V130H96ZM205 131V133H206V135H205V133H202V132H204ZM220 131V130H219ZM127 133V132H126ZM212 133V132H211ZM211 133L209 134L211 137V141H212V139L213 138H215V136H214V134H212L211 135ZM251 134V133H250ZM203 135V136H202ZM219 135V134H218ZM202 136V137H201ZM208 136V135H207ZM212 136H214V137H212ZM234 136H235V134L234 135H232V137L234 138ZM237 136V135H236ZM254 136V135H253ZM256 136V135H255ZM136 138V139H137ZM128 139L130 140V137H128ZM165 140L166 141V143H167V148H164L163 147V144H161V141L162 140ZM216 139H218V138H216ZM216 139H213L215 142H216ZM138 140V139H137ZM207 140H209V137H208V139ZM207 140H203V141H205V142H208ZM209 140V141H210ZM253 140V139H252ZM259 141H260V139H259ZM125 142V141H124ZM254 142V141H253ZM204 143V142H203ZM202 143V144H203ZM212 143L214 144V142L212 141ZM217 143V142H216ZM255 143V142H254ZM210 143L208 142V144H203V147H204V145H208V146H206L207 147V150L206 149H203V150H205V151H211V149L210 148H212L210 145H209ZM125 146V145H124ZM128 146V145H127ZM220 146V147H219ZM254 146H256V145H254ZM257 147V146H256ZM256 147H255V149H256ZM113 148V147H112ZM125 148H127V147H125ZM128 148V149H129ZM160 148V149H161ZM205 148V147H204ZM210 149V150H209ZM244 149H245V147H244ZM247 149V148H246ZM259 149V148H258ZM123 150H124V148H123ZM130 150V151H131ZM195 150V149H194ZM109 151V150H108ZM122 151V150H121ZM202 151V150H201ZM250 151V150H249ZM246 153L245 154H249L250 155V153H247V150L245 151ZM263 152V151H262ZM125 153V152H124ZM123 153V154H124ZM212 152H209V154H211ZM127 154V153H126ZM160 154V153H159ZM194 154V153H193ZM201 154V153H200ZM202 155H203V151H202ZM202 155H200V156H202ZM127 156V155H126ZM131 156V155H130ZM162 156V155H161ZM190 156H192V155H190ZM224 156V157H225ZM206 157V156H205ZM219 157V156H218ZM230 157V158H229ZM161 158H163V156L161 157ZM200 158V157H199ZM202 158V157H201ZM200 158V160H199V162H197L198 163V165H196L194 168H195V172H197V174L196 175H200V173H202L203 172V170H201V168L202 167H200L198 170L200 171L201 170V172L199 173L198 172V170H197V168L200 166L199 164L200 163H204V161L202 162V159L204 158H202L201 159ZM210 158V157H209ZM214 158H216V156H214ZM223 158V157H222ZM158 159V160H157ZM189 159H190V157H189ZM191 159H192V157H191ZM161 160V159H160ZM163 161V160H162ZM187 161V162H186ZM198 161V160H197ZM208 160H205V162H207ZM215 161V160H214ZM248 161H249V159H248ZM247 161V162H248ZM249 162H251V161H249ZM155 163H157V162H155ZM160 163H162L161 165H163V163L164 162H160ZM197 163H195V164H197ZM77 164V163H76ZM116 164H118L117 166H116ZM209 165V166H208ZM155 166V165H154ZM212 166H214L215 168H213L212 169ZM160 167V166H159ZM209 167V168H208ZM166 169H167V167H165ZM188 168V167H187ZM186 168V169H187ZM194 168H193V170H194ZM246 168V167H245ZM226 169H224V170H226ZM164 170V169H163ZM16 171V170H15ZM158 171H159V169H158ZM182 171V170H181ZM187 171H188V169H187ZM190 171V170H189ZM210 171V170H209ZM161 172V171H160ZM194 171H192V173H195ZM246 172H248V170L246 171ZM159 173V172H158ZM165 173V172H164ZM167 174V173H166ZM181 174V173H180ZM208 174H210V173H208ZM162 175V174H161ZM160 175V176H161ZM183 175V174H182ZM195 175V176H196ZM203 175H205V174H203ZM177 176V175H176ZM181 176V175H180ZM201 176V175H200ZM200 176H198V177H196V179H197V181H198V178H200ZM210 176H212V175H210ZM236 176H238V175H236ZM166 177V176H165ZM182 177V176H181ZM202 177V176H201ZM205 177H207V176H205ZM209 177V176H208ZM213 177V176H212ZM249 177H250V174H249ZM249 177L247 178L248 180H249ZM154 178V177H153ZM183 178V177H182ZM216 178V177H215ZM216 178V179H217ZM243 178V177H242ZM164 179V178H163ZM176 180H180V178H175ZM196 179H195V181H196ZM209 179V178H208ZM212 179V178H211ZM245 179V178H244ZM213 180V179H212ZM243 180V179H242ZM247 180V181H248ZM18 180H17V178L15 177V176H2L1 174H0V194H2V191L4 190V189H7V190H9V191H17V192H14L15 194H17V193H19L18 191H20V189H24V188H22V186H20V184L18 185V182H17ZM219 181V180H218ZM217 181V182H218ZM225 181H223L224 183H225ZM242 182V183H247V184H249L248 182ZM251 181V180H250ZM25 182H26V180H25ZM118 182H119V184H120V188H118V186L117 185H119L118 184ZM210 182V181H209ZM235 182V181H234ZM238 182V181H237ZM176 184H177V182H175ZM200 183V181H198V183H197V185ZM221 183V182H220ZM223 183V184H224ZM187 184V183H186ZM186 184L184 185H182V186H184L183 188L185 189V192H189L190 190H188V189H190L191 188V191H190V194H192L191 192H194L193 191V188L192 187H190L189 186V188L187 189V187H185L186 186ZM193 184V187H194V189L197 187V185H196V183L194 182V183H192ZM195 184V185H194ZM222 184V185H223ZM236 184V183H235ZM26 185V184H25ZM114 185V186H113ZM191 185V184H190ZM200 185V184H199ZM225 185V184H224ZM224 185L223 186H221V187H224ZM227 185V184H226ZM229 185H232V184H230L229 183ZM244 185V184H243ZM115 186H117L116 188H115ZM188 186V185H187ZM196 186V187H195ZM215 186H217V184L215 183ZM232 186H234V185H232ZM238 186V185H237ZM113 187L115 188V190H113ZM174 187H176V186H174ZM200 187V186H199ZM199 187H197L196 188V190L199 188ZM214 187V186H213ZM213 187L211 186V188L213 189ZM218 187H220L219 185H218ZM217 187V188H218ZM228 188L229 189V187H228V185L227 186H225V188ZM244 186H242V189H244L243 188ZM246 187H248V185L246 186ZM172 188V187H171ZM171 188H170V191H168V193L169 192H171ZM180 188V187H179ZM232 188V187H231ZM27 189H28V194L29 195H32L33 194V192H34V186H33V184H31V183H28V186H27ZM109 189H110V191L111 190H113L114 192H110L109 193ZM186 189H187V191H186ZM220 189V188H219ZM235 188H232V190H234ZM230 191H231V189H229ZM166 191H165V193H166ZM183 191V190H182ZM224 191H226L225 189H224ZM236 191H240V190H236ZM235 191V192H236ZM159 193V192H161L160 193V198H156V199H158V200H156V201H152V200H150V198L152 197L151 195H154V193ZM197 192H198V190L196 191V196H198L199 194H197ZM205 192V191H204ZM232 192V191H231ZM243 192V190L242 191H240V193H242ZM26 193V192H25ZM78 194V193H77ZM109 194H110V196H109ZM195 194V193H194ZM205 194H206V192H205ZM204 194V195H205ZM234 194V193H233ZM28 195V196H29ZM151 197H150V196ZM156 195L158 196V194H155V197H156ZM226 195V194H225ZM228 195V194H227ZM234 195H238V194H234ZM1 196V199L3 198L2 197V195H0ZM16 195H13L12 197V201L10 202H7L8 204H4V203H2L1 201V205H3L4 204V206H6V208H7V210H8V212H10V213H6V217H7V215L9 214V216H11V215H13V214H15V212H17V211H21V210H25V208H26V206L28 205L29 206V209L30 210H32V211H34L35 209H36V207H37V203L38 202H36V200H34L33 202H31V199L32 198H29V200H22L21 198H14ZM77 196V197H78ZM148 196L150 197V198H148ZM185 196V195H184ZM190 196V195H189ZM196 196H195V199L197 200L198 198H196ZM206 196V195H205ZM76 197V198H77ZM140 197H142L141 199H140ZM194 197V196H193ZM223 197V196H222ZM228 197V196H227ZM146 198L148 199L147 201H146ZM152 198H154V197H152ZM203 198H204V196H203ZM212 198V197H211ZM24 199V198H23ZM77 199H79V198H77ZM137 199V200H136ZM142 199H144V200H142ZM159 199H160V201H159ZM202 199V198H201ZM208 199V198H207ZM226 199V198H225ZM3 200V199H2ZM87 200H89V201H87ZM119 200H117V202L119 201ZM154 200H155V198H154ZM159 201V202H158ZM202 201H205V202H207L206 200H204V199H202ZM201 201V202H202ZM208 201H209V199H208ZM218 201V200H217ZM226 201H228V200H226ZM229 201H230V199H229ZM4 202V201H3ZM77 203V200H73V199H71V201H70V208L71 209H73V204L74 203ZM104 202H106L105 200H104ZM106 202V203H107ZM180 202V201H179ZM220 202H222V201H220ZM225 201H223V204L224 205H221V206H225L224 208L227 210V211H229V212H234L235 210H232V209H228V205L226 204L225 205V203H224ZM103 203V202H102ZM109 203H111V202H109ZM120 203V202H119ZM118 203V204H119ZM136 203V202H135ZM134 203V204H135ZM208 203V202H207ZM211 203V202H210ZM212 203H214V202H212ZM78 204V203H77ZM85 204V205H86ZM105 204V203H104ZM103 204V205H104ZM118 204H115V205H117L118 206ZM121 204V203H120ZM121 204V205H122ZM233 203H231V205H232ZM65 205H67L66 203H65ZM208 205H209V203H208ZM212 206H213V204H211ZM3 206V207H4ZM81 207V205H78V207ZM106 206V205H105ZM131 206V207H130ZM134 206H136V207H139L137 204L136 205H134ZM134 206H133V208H134ZM140 206V207H141ZM210 206V205H209ZM62 207H64L63 205H62ZM61 207V208H62ZM77 207V208H78ZM135 207V208H136ZM185 207V206H184ZM184 207H182V208H184ZM230 208L232 207V206H229ZM238 207V206H237ZM237 207H235V209L237 208ZM6 208H2V206H1V208L0 209H3L2 211L4 212V210L6 209ZM67 208V207H66ZM66 208H63V209H65V210H67ZM73 209L74 211H79V209ZM92 208V209H91ZM105 208V207H104ZM129 208H130V211H129ZM114 209V208H113ZM180 209H181V211H180ZM222 207H221V211H222ZM6 210V211H7ZM37 210V209H36ZM107 210H109V208L108 209H106L105 208V211H107ZM115 210V209H114ZM134 210H137V208L136 209H134ZM144 210V211H143ZM219 210V209H218ZM61 211H62V209H61ZM64 211V210H63ZM95 211H97V212H95ZM118 211V210H117ZM87 212V213H86ZM111 212V211H110ZM113 212V211H112ZM121 212V211H120ZM131 212V213H132ZM141 212V213H140ZM187 212V211H186ZM207 212V211H206ZM64 213L65 212H63L62 213V215H64ZM68 213H65V214H67L68 215ZM97 213V214H98ZM103 213V212H102ZM119 213V212H118ZM139 213V214H138ZM1 214V213H0ZM104 214V213H103ZM105 214H107V213H105ZM134 214V213H133ZM172 214H175V217H176V219L178 220L177 221V225H175V228H173V224H172ZM1 215H5V212H4V214H1ZM16 215V214H15ZM23 215V214H22ZM49 215V214H48ZM59 215V214H58ZM85 215V216H84ZM99 216H101L100 214H98ZM139 215V216H140ZM147 215V216H148ZM231 215V214H230ZM236 215V214H235ZM8 216V217H9ZM18 215H16V217H17ZM65 216V215H64ZM80 216H84L83 218H81ZM103 216H105V215H103ZM107 216V215H106ZM112 216V215H111ZM146 216V215H145ZM146 217V219H150V217ZM189 216H191V213H190V215ZM232 216V215H231ZM5 217V218H6ZM7 217V218H8ZM12 217H15V216H11V217H9V218H12ZM19 217V216H18ZM23 217H25L24 215H23ZM49 217V216H48ZM59 216H57L56 217V219L58 218ZM63 217V216H62ZM109 217V216H108ZM113 217V216H112ZM114 217H116V216H114ZM118 217V216H117ZM129 217V216H128ZM143 216H141V218H142ZM6 218V219H7ZM21 218V217H20ZM46 218H47V216H46ZM67 217H64V219H66ZM86 218V219H85ZM145 218V217H144ZM232 218V217H231ZM27 219V218H26ZM55 219V218H54ZM55 219V220H56ZM63 219V220H64ZM71 219H73V220H71ZM96 218H93V220H91V219H88V223L87 224H90L89 222H93L94 220H95ZM114 219V218H113ZM116 219V218H115ZM131 218L129 217V220H130ZM136 219V218H135ZM135 219H133L134 220V222H135ZM146 219H144V220H146ZM158 219V218H157ZM175 218H174V221L176 220ZM199 219H200V217H199ZM209 219H211V218H209ZM234 219V218H233ZM8 220V219H7ZM7 220H5L4 219V221H7ZM13 220V219H12ZM22 220H24L23 218H22ZM21 220V221H22ZM58 220V219H57ZM62 220V221H63ZM81 220L83 221V222H81ZM89 220H91V221H89ZM109 219H107L106 221H105V224H102V226L104 227V225H105V227H106V225H107V221H108ZM212 220V219H211ZM10 221L11 220H8V222H6V224H10ZM29 221V220H28ZM31 221V223L29 222V224H30V228L31 227H33V229H36L35 230V232H37V229L38 228H35V227H37L36 225H32V223H35V222H37V221H34V220H30ZM32 221H34V222H32ZM45 221H46V219H45ZM65 221V220H64ZM118 221H119V218H118ZM131 221H132V219H131ZM131 221L129 222V223H131ZM142 222H143V220H141ZM141 221H139V222H137V224H136V222H135V224L136 225H138V223H140ZM148 221H150V222H153V221H157V220H153L152 219V221H151V219L150 220H148ZM214 221H216V220H214ZM47 222V221H46ZM51 222V221H50ZM50 222H48V223H50ZM99 222V221H98ZM101 223H104V222H102V220L100 221ZM110 222L111 223H115V221H113L112 222V218H110ZM117 222V221H116ZM133 222V221H132ZM134 222L132 223V224H134ZM142 222H141V225H142ZM205 222V221H204ZM216 222H218V221H216ZM0 223H1V221H0ZM4 223V222H3ZM94 223V225L96 224L97 225V221H95V222H93ZM93 223L91 224V229H92V227H93V231L92 232H94L95 234L97 233V232H95V226L93 225ZM126 223H128V221L126 222ZM128 223V224H129ZM164 223H166V222H164ZM191 223V222H190ZM194 223V222H193ZM12 224V223H11ZM10 224V225H11ZM36 224V223H35ZM52 224V223H51ZM117 224V223H116ZM116 224H114L115 226H116ZM121 224H122V222H121ZM123 224H125V223H123ZM128 224L126 225V226H128ZM134 224V225H135ZM149 223H147V221H146V225H148ZM187 224V223H186ZM195 224V223H194ZM211 224V223H210ZM17 225V224H16ZM32 225V226H31ZM50 225V224H49ZM49 225H47V226H49ZM124 225V226H125ZM150 225V224H149ZM203 225H205V224H203ZM208 225V224H207ZM4 226V225H3ZM19 226V225H18ZM27 226H29L28 224H27ZM38 226L40 227V225L38 224ZM60 226H62V225H60ZM100 226V225H99ZM99 226H97L98 227V229H99ZM102 226H101V230H102ZM110 226V225H109ZM108 225H107V227H109ZM112 226V225H111ZM126 226H125V228H126ZM133 226V225H132ZM140 226V225H139ZM153 226H154V228H153ZM186 226V225H185ZM190 226H192V225H190ZM217 226V225H216ZM2 227V226H1ZM41 227H44V226H41ZM104 227V229H107V227L105 228ZM117 228H119L118 226H116ZM121 228L123 227L122 225L120 226ZM131 227V226H130ZM143 227V226H142ZM145 227V226H144ZM157 227V228H156ZM193 227H195V225H193ZM206 227V226H205ZM11 228V227H10ZM13 228H15V227H13ZM30 228H28L27 230H33V229H30ZM45 228H46V226H45ZM57 228V227H56ZM65 228V227H64ZM88 228V227H87ZM87 228L85 227V232H84V230H82V232H84V233H86V232H89L90 233V231H87ZM117 228H116V230H117ZM125 228L123 227V230H125ZM146 229H147V227H145ZM188 228V227H187ZM190 228V227H189ZM208 228V227H207ZM7 229V228H6ZM60 229V228H59ZM66 229H67V227H66ZM144 229V228H143ZM26 230V229H25ZM24 229H23V233L25 234V235H27L29 232H27V231H25ZM61 230H63V229H61ZM60 230V231H61ZM97 230V229H96ZM100 230V231H101ZM129 230H130V228H129ZM132 230H133V227H132ZM135 230V232L136 233H138L137 232V230L136 229H134ZM133 230V231H134ZM191 230H193V228L191 227ZM196 230V229H195ZM38 231H40V230H38ZM46 231V230H45ZM44 231V232H45ZM80 231V232H79ZM119 231V230H118ZM126 231V230H125ZM138 231H140V229L138 230ZM142 231V230H141ZM150 231V230H149ZM10 232V231H9ZM27 232V233H26ZM41 232V231H40ZM39 232V233H40ZM66 232H67V230H66ZM91 232V234H93ZM113 232V231H112ZM129 232V231H128ZM131 232V231H130ZM175 232H176V234H175ZM183 232H185V233H187V231L185 230V231H183ZM188 232H190V231H188ZM196 232V231H195ZM195 232H193V233H195ZM23 233H22V235H23ZM31 233H33V232H31ZM31 233H29V235H28V237H29V239L32 241V239L30 238V236H32V238H34L35 236V234H31ZM76 233H71L73 236H75L76 237ZM78 233H77V236H78ZM88 233V234H89ZM132 233V232H131ZM190 233H192V232H190ZM192 233V234H193ZM31 234V235H30ZM65 234V233H64ZM87 234V233H86ZM85 234V235H86ZM104 234V233H103ZM103 234H102V236H103ZM129 234V233H128ZM200 234H204V233H200ZM223 234V233H222ZM11 235V234H10ZM47 235V234H46ZM65 235H68V234H65ZM71 235V236H72ZM79 235H81V234H79ZM84 235V234H83ZM205 235V234H204ZM3 236V235H2ZM5 236V235H4ZM7 236H9V235H7ZM24 236V235H23ZM62 236V235H61ZM94 236V235H93ZM96 236V235H95ZM116 236V235H115ZM131 236H132V234H131ZM140 236V235H139ZM138 236V237H139ZM178 236V237H179ZM186 237H187V235H185ZM184 235L182 236L183 238L185 237ZM195 236V235H194ZM197 236V235H196ZM206 236V235H205ZM211 236H212V234H211ZM236 236V235H235ZM6 237V236H5ZM58 237V236H57ZM75 237H72V239L70 240L71 241V246H73L74 244H76L77 245V243H74V242H72V240L73 239H75ZM81 236H79L78 237V240H79V238H80ZM98 237V236H97ZM117 237V236H116ZM128 237V236H127ZM133 237V236H132ZM175 237V238H174ZM182 237L181 238H178L179 240V242L182 240L183 241V239H182ZM192 237H193V235H192ZM22 238V237H21ZM20 238V239H21ZM24 239L26 238V236H24L23 237ZM38 238V237H37ZM48 238V237H47ZM82 238V237H81ZM101 238V237H100ZM100 238H98V239H100ZM105 238V237H104ZM135 238V237H134ZM188 238V237H187ZM212 238V237H211ZM0 239H1V237H0ZM2 239H4V238H2ZM6 239V238H5ZM18 239V238H17ZM16 239V240H17ZM19 239V240H20ZM27 239V238H26ZM28 239V240H29ZM85 238L83 237L81 240H84ZM86 239L88 240V238L86 237ZM89 239H90V237H89ZM92 239V238H91ZM96 239V238H95ZM94 239V240H95ZM109 239H111V238H109ZM126 239H128V238H126ZM143 238H141V240H142ZM190 239V238H189ZM213 239V238H212ZM7 240H8V238H7ZM12 240V239H11ZM15 240V239H14ZM42 240V239H41ZM76 240V239H75ZM93 240V239H92ZM105 240V239H104ZM106 240H107V237H106ZM129 240V239H128ZM140 240V239H139ZM140 240V241H141ZM188 239H186V241H187ZM43 241V240H42ZM42 241H38V243L40 242V243H42ZM69 241V240H68ZM67 241V242H68ZM69 241V242H70ZM74 241V240H73ZM85 242H87L86 240H84ZM137 241V240H136ZM139 241V242H140ZM182 241H181V246L184 244L185 245V243H183L182 244ZM185 241V242H186ZM193 241V240H192ZM194 241H196V240H194ZM214 241H215V239H214ZM21 242H24V240L22 239L21 240ZM33 242V241H32ZM68 242V243H69ZM89 242V241H88ZM106 242V241H105ZM105 242H103L102 241V243H99L101 246H99L97 249L98 250H100L101 251V253H100V251H99V253L100 254H97V249H96V247H94V245L92 246V245H88V244H85V245H83L84 244V242H80L79 241V243H81L82 245H83V247H81V248H86V249H84L83 250V252H81V253H83L81 256H84V255H86L87 254V251H89V250H92L91 252L93 253H91L90 254V252L88 253V254H90V255H88L89 257H91V259L89 260L88 258H87V260L89 261V264H91V263H93V264H95V263H99V261H97V259L98 258H105V257H103L104 255H107L106 257L109 259V257H111V254L112 253H109V250L111 249V248H108L109 250H107V248H103L102 246L104 245V243ZM138 242V241H137ZM136 242V243H137ZM209 242V241H208ZM0 243H2V242H0ZM5 243H7V242H5ZM19 243H20V241H19ZM90 243V242H89ZM112 243V242H111ZM126 243H127V241H126ZM129 243V242H128ZM136 243H135V245H136ZM186 243H188V241L186 242ZM192 243V242H191ZM193 243H195V242H193ZM210 243V242H209ZM13 244V243H12ZM12 244H11V246H12ZM43 244V243H42ZM73 244V245H72ZM91 244V243H90ZM93 244V243H92ZM95 244H96V242H95ZM130 244V243H129ZM139 244V243H138ZM141 244V243H140ZM198 244V243H197ZM15 245H16V242H15ZM32 245V244H31ZM47 245V244H46ZM53 245H55V244H53ZM65 245V244H64ZM96 245H98V244H96ZM113 245V244H112ZM115 245V244H114ZM178 245H179V243H178ZM183 245V246H184ZM2 246V245H1ZM7 247H4V248H6V249H3V250H5V252H6V250L9 248V250H7V252L8 251H13L14 249H13V247H12V249L10 248V247H8L9 245H6ZM18 246V245H17ZM69 246H70V244H69ZM79 246V245H78ZM85 246V247H84ZM86 246H88V248L89 249H87V247ZM107 246H108V244H107ZM110 246V245H109ZM119 246V245H118ZM125 246H127V245H125ZM173 246L174 247H176L175 246V243L173 244ZM180 246V245H179ZM187 247H186V249H188L189 247L188 246H190V245H186ZM216 246H217V244H216ZM62 247V246H61ZM60 247V248H61ZM80 247V246H79ZM79 247H74V249H73V247L71 248H66L65 250L66 251H64V252H66V254H67V249L69 250V252H68V254H67V257H70L71 256V254H69L70 253V250L71 249H73V252H76L75 251V249L76 248H79ZM94 247V248H93ZM104 247H106V243H105V246ZM124 247V246H123ZM132 247V246H131ZM130 247V248H131ZM139 247V246H138ZM14 248H16V247H14ZM19 248V247H18ZM91 248V249H90ZM118 248V247H117ZM184 248V247H183ZM1 250H0V252L2 251V248H0ZM11 249V250H10ZM94 249H96L95 251H93ZM102 249V250H101ZM107 250V252L110 254V256H109V254H104V250ZM119 249V248H118ZM120 249H121V247H120ZM132 249H133V247H132ZM191 249H193L192 247H191ZM199 249V248H198ZM33 251H32V254L35 256V257H37V258H41V257H44V256H46V259L44 260V261H47L46 263H48V262H52L51 260H55V261H59L61 264H62V260H64V258L63 259H60L59 257L60 256H58L56 253H54V252H49V250H51V249H49V247H46V246H39V247H34L33 249H32ZM64 250V249H63ZM79 250L80 251H82V249H80L79 248ZM79 250H77V252H79ZM105 250V251H106ZM178 250V249H177ZM184 250H185V248H184ZM112 251V250H111ZM120 251H123L122 249L120 250ZM140 251V252H139ZM183 251V249L181 250V257L183 256H185V257H188L186 254L184 255V254H182V253H187V252H190L189 251V249H188V251L187 252H182ZM193 251H194V249H193ZM207 251V250H206ZM71 252H72V250H71ZM72 252V253H73ZM77 252L76 253H74L75 255H77ZM84 252H86L85 254H84ZM94 252L97 254V255H103V256H96V258L94 259L93 258V256H94ZM106 252V253H107ZM113 252V251H112ZM119 252V251H118ZM127 252V251H126ZM133 252V251H132ZM142 252H144L146 255H145V257L143 256V254H142ZM179 252V251H178ZM177 252V253H178ZM205 252V251H204ZM12 253H15L14 251L12 252ZM58 253H61V251L60 252H58ZM80 252H79V254H81ZM179 253V254H180ZM61 254H65V253H61ZM115 254V253H114ZM137 254V253H136ZM139 254H141V255H139ZM8 255V254H7ZM10 255H11V253H10ZM29 255V254H28ZM68 255H70V256H68ZM73 255V254H72ZM125 255V254H124ZM129 255V254H128ZM178 255V254H177ZM197 255V254H196ZM0 256H1V254H0ZM4 256H5V254H4ZM12 256V255H11ZM87 256V257H88ZM113 256V255H112ZM114 256H116V255H114ZM114 256L113 257H111V258H114ZM120 256V255H119ZM209 256V255H208ZM213 256V255H212ZM22 257V256H21ZM62 257V256H61ZM65 257V256H64ZM74 257V256H73ZM168 257V256H167ZM172 257V256H171ZM199 257V256H198ZM7 258V257H6ZM10 258H13V257H10ZM15 258V257H14ZM25 258V257H24ZM32 258H34V257H32ZM77 258H79L78 260H73V259H77ZM84 258V257H83ZM122 258V257H121ZM133 258V257H132ZM174 258H175V256H174ZM188 258H190V257H188ZM1 259V258H0ZM3 259V258H2ZM1 259V260H2ZM60 259V260H59ZM72 260H73V262H74V264H77L78 262L79 263H81L80 262V259H81V257H79V255H78V257H74V258H71ZM92 259H93V261H92ZM127 259V258H126ZM176 259H179V255H178V258H176ZM184 259V258H183ZM192 259V258H191ZM5 260H8V258L7 259H5ZM16 260H18V259H16ZM15 260V261H16ZM28 260V259H27ZM33 260V259H32ZM67 260V259H66ZM84 260V259H83ZM100 260V262H102L101 261V259H99ZM111 260V259H110ZM137 260V259H136ZM172 260V259H171ZM175 260V259H174ZM180 260V259H179ZM186 260V259H185ZM195 260V259H194ZM9 261H11V260H8L7 261V263L9 262ZM14 261V260H13ZM26 261V260H25ZM43 260H42V262H44ZM85 261V260H84ZM92 261V262H91ZM107 262H109L108 260H106ZM114 261V260H113ZM112 261V262H113ZM129 261V259H127V261L126 262H128ZM130 261H131V259H130ZM134 261H135V258H134ZM139 261V260H138ZM187 261V260H186ZM185 261V262H186ZM190 262H191V260H189ZM40 262V261H39ZM58 262V263H59ZM67 262H71V260H70V258L68 259V261ZM91 262V263H90ZM124 262V261H123ZM182 261H180L179 263H181ZM193 262V261H192ZM191 262V263H192ZM1 263V262H0ZM12 263V262H11ZM55 264H56V262H54ZM72 263V262H71ZM84 263V262H83ZM104 264L106 263L105 262V260H104V262H103ZM102 263V264H103ZM116 263V262H115ZM138 263V262H137ZM139 263V264H140ZM178 263V262H177ZM6 264V263H5ZM14 264H16V263H14ZM17 264H19L18 262H17ZM24 264H25V262H24ZM34 264H37V263H34ZM67 264V263H66ZM82 264V263H81ZM85 264V263H84ZM88 264V263H87ZM108 264V263H107ZM111 264H113V263H111ZM117 264V263H116ZM120 264H122V262H120ZM125 264V263H124ZM127 264V263H126ZM134 264V263H133ZM136 264V263H135ZM147 264H148V262H147ZM151 264V263H150ZM176 264V263H175ZM183 264V263H182ZM193 264V263H192ZM196 264V263H195Z\"/></svg>",
  "mask_w": 264,
  "mask_h": 264
}]
</instances>
